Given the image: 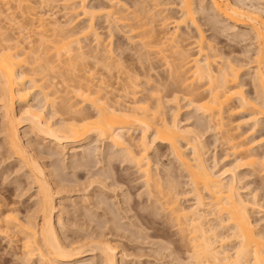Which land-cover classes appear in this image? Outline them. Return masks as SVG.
Listing matches in <instances>:
<instances>
[{"label": "bare ground", "instance_id": "obj_1", "mask_svg": "<svg viewBox=\"0 0 264 264\" xmlns=\"http://www.w3.org/2000/svg\"><path fill=\"white\" fill-rule=\"evenodd\" d=\"M54 1L61 2L65 9H67V15L69 14V16L65 22L55 17V13H51L50 9L43 10L44 6L51 5V2ZM87 1L88 0H4L8 7L5 10L0 9V108H2L1 111H3V121L1 123L2 126L0 125V132L4 134L3 140H5L4 142L7 143L9 147L8 151L10 155L13 154L15 158L25 166L27 169V175L26 173L25 175L32 179V184L36 185L37 188L35 194L37 197L35 208L24 217L20 216L17 208L9 206L8 202L4 199H0V236L8 237V239L11 237L13 238V236L14 238L16 237V242L18 241L20 242L19 244H21L24 260L30 264L34 262H37V264H83L84 258L87 256H98V259L96 262L94 260H88L84 262V264H121L122 258L124 256L126 257L124 254L119 255L120 251L118 248L120 246H116L115 243L110 241L111 239H107L102 231L97 232L95 229H92L94 232L92 231L91 234L89 233L83 240L81 237L80 239L77 237L78 239L75 238V240L74 238L68 240L66 236V238L63 237L64 235H62L63 231L61 229H63L62 226L65 222L62 221V213L67 214V212H63V208H61L63 206L61 204V197L63 196L62 193H65L63 192L65 186H63L58 179L59 173L57 169H60V171L62 170L59 168V165L54 167V169L48 168V162L46 164L42 156L44 151L43 149L41 150L39 146L42 144L36 141L34 143L30 140L31 138L29 139L27 137V130H22L28 128L32 134L34 133V135H36V138L39 137L42 142L44 141L47 144L46 149H48V152H46L49 154L48 157L58 156L61 160H67L69 149L71 150L70 146L81 144L92 146L83 149L84 154L82 153V160L85 159L86 162L89 160V157H95V159L97 158L96 156L100 155L104 157L107 152L109 156L112 154L114 157L116 153H113L115 151L118 153L119 151L120 153L118 154H122L123 156L121 159L127 160L130 164H133L134 167L136 166L138 172L143 173L144 178H142L145 179L144 184L145 187L148 188L146 191L147 193L148 191L150 192V194H148L150 198L151 195H154L152 196L153 200L162 196L160 191L163 188L159 190L161 187L159 177H161V175L158 176V174L153 173L152 160L149 155L154 151L158 152L159 143L168 145L176 161H178L188 173V185L191 187L190 191L188 190L185 194L189 195L191 193L195 202L188 208L182 206L179 203V196L181 197L184 194L178 189V183L176 184V181H170L171 179H169V181L165 180V182H169V185L167 190L165 188L163 189V194L166 195L168 193L171 195L167 194L169 197L163 196L166 199L163 198L164 200H162V203L158 202L161 200L160 197V200L159 198L156 199L153 204L156 207L159 203L161 205L160 208L162 207L163 210L165 209L168 211V215H170L169 221L172 220V222H176L178 230H181L180 232H185L182 233V236L188 237V242H190L193 251L191 253L192 262L189 263L264 264V231L258 228L259 223H256L252 218V213L255 212H252V210L260 205V201L256 198L255 192L253 193L255 197L251 194L252 198H250V194L248 195L249 197H247L248 193L246 195L244 194V196L241 190L243 189L241 185L243 181L242 171L246 166H252L254 168L255 165L258 167L260 166V169L262 167V171L258 170L264 175V154L259 153L261 155L260 157L256 154L257 152H253V147L257 141L264 143V133L261 134L258 140H249L251 135L254 136L255 131L259 132L261 129L260 127L264 128V6L261 4L259 5V3L257 5L256 3L264 0H207L206 4L204 3L205 0H202V2L199 0L198 3H200V6L198 5V7L196 0H150L153 2V5L149 6L148 4L151 2L147 3V1H145L146 5H144L145 8L148 6L149 9L151 6L156 7V9L152 7V10L155 9L153 15L151 14L152 11L148 8L147 11H150L148 14H151V16H148V14L143 15L147 13V11L145 12L144 5L143 8H141V11L144 12L143 14H133V23L129 25L130 30H127L133 31L132 33L130 32L131 34H133L134 31L138 32L136 36L140 40L138 44L140 48L137 47L139 50L136 52L139 54L136 53L134 55H139L140 62L142 60L143 62L149 61V56L157 51L160 56L156 57L157 59L159 58L158 62L161 58L166 64L170 65V67H168L169 69L172 67L171 65H173V67H176V72H180V75L181 72L187 74L184 76L182 73L183 76L181 75V77L178 75L180 81H177L183 82L184 80V82L177 85L183 87V85L180 86V84H186L184 85L185 87H183L184 89H182L178 88L176 85L178 82L175 81V77L178 79V73H174L175 70L173 72L172 68L168 71V73L170 72L169 74L173 73L176 75L173 77L174 80L171 77L177 86V88L175 86L176 90L184 91V94L180 92V95L173 92L174 94H172L174 96L171 95L174 98L170 99H172V103H181L180 101L184 100L186 102L184 103L186 104L185 107L188 106L190 111L198 112L197 115H200L201 118L199 120H194L192 124L185 123V121L179 117V110H182L179 105L181 106L182 103L179 105L175 104L176 107L178 105L177 109L174 108L171 117L167 116L168 114H166L167 112L164 110L167 105L171 104L169 103L170 101H167V104L165 103L167 100L166 97L165 99L162 98L160 94L162 93L160 89L161 85L159 83L158 87H160V90L156 88V85H154V87L156 91H160V96L158 93L157 95L156 93L154 94V92H156L154 89V92L151 90V96H148V98H144L143 96L145 95H141L143 98L138 96L139 93H137L134 87L136 88L140 85H138L140 77L146 76L147 78L145 77L142 79L146 80L148 82L145 81L147 84L152 82L153 79H151L150 69L153 70L152 67L154 66L147 69L145 68V62H142L141 66L139 65L141 68L135 66V62L132 63V65L126 66L124 63V55L121 54L123 52H119V57L118 54L115 55L117 52H115V48L112 47L114 46V43L112 44V42H114V27L112 28V25L117 27L121 24L120 26H123L121 28H125V26L129 24V22H127L129 21L127 20L128 17H126L128 12H123L124 15H122L120 11L122 12L125 9L127 11L131 6L128 7L125 1L123 2L122 0H107L105 5L101 4V6L89 5ZM135 3L138 6L137 1ZM207 3H209L210 7L217 13L215 16H220L218 19L212 17L211 21L209 20L210 23H208L211 24L213 30L218 28L216 25H219L220 21L223 23L221 20V18H223L228 22L229 27L226 26L229 28L228 30H233L234 36L239 35L244 37V39L241 38L242 41L246 39V35L249 36V34H251L253 36V44L255 46L254 48L252 46L253 53L250 55L248 53L250 51L248 50L246 53L250 55L248 57L249 62H246V66L252 64L250 66V74L252 75L250 76L249 74L251 77L250 82L243 80V78L241 79L243 75L241 74V69H243L245 63L241 64L239 61L241 65L236 64V60L234 59L233 62V60L230 59L231 56L227 55L229 53H223L224 51L222 52L216 44L206 39L205 32L200 25L201 23L199 24L197 14L202 12L203 15H206V10H209L207 9ZM116 7H121V10ZM122 7L125 9L122 10ZM176 7L178 14H173L175 12L171 10ZM198 8L201 12H199ZM6 11L8 13H5ZM9 11L11 12L9 13ZM14 12H18L19 14L21 12V17L22 15L25 16L26 12L28 16L26 15L27 18L26 16L23 18L25 22L13 16L14 14L10 16ZM78 17H80L79 20L81 18L82 20L86 18L87 23L79 27L76 24L74 26L72 22L75 20L77 21ZM99 17H105V21H108L109 25L111 24L109 28L112 29L109 35L111 38L108 36L111 42L109 41V44L106 43L107 45L103 44L104 48H100V46H102L101 41L104 39L101 37L102 35L97 32L96 28V19ZM155 17H160L161 23L158 22L162 29L165 28V34L161 32V27H157L160 31L155 29L156 25H153V22L155 21L154 23H156L157 21ZM5 20L11 23L8 24L9 26L12 25L13 29L15 28L18 30L17 34H9L8 22ZM67 24H70L71 28L67 29ZM189 24L190 26L192 25V27L194 26L197 30V35L194 34V37L191 35L192 32H180L183 26L188 27L190 32L191 28H189ZM29 26L31 29L33 28L35 34L38 35V38H36L39 44L34 45V42H37V40H31V38H29L30 36L25 35V30H27ZM76 26L78 28H76ZM147 26H150V28ZM166 28H171V30H167ZM127 30L125 32L128 33ZM131 34L127 35L130 36ZM91 35L93 38L95 36L93 40H96V47L93 44L94 46L92 45L93 47L90 48V43L87 44L88 46L82 43L89 39ZM215 35L216 34L213 36ZM133 39L136 38L134 37ZM247 40L249 41V39ZM133 41V45H136L137 41ZM47 42H54L55 44L53 43V47H51V45H46ZM49 46L51 48H49ZM86 46L90 49L84 50ZM47 47L53 50L54 57L60 60L63 65L69 66L73 74L76 69H80L81 72L86 66V69L82 70H87L85 71L86 73L84 72V74L82 72V75L81 73H75V75H78L76 78L78 81L73 79L77 82L72 91L73 95L75 94L74 96L81 101L72 102L71 99L75 98H73V96L72 98L64 97L66 99L63 98L61 102H58V100L56 101V96L52 98L51 89H54L55 92L53 91V94H55L59 92L57 88L60 86H57L59 84H56L57 82L54 81L57 76L55 77L53 74L55 78L49 76V72H55L58 66L54 65V67L52 65L53 62L51 60L53 58L51 59V57H53V55H49V51L51 50L47 49ZM120 48L121 47L118 46L116 49ZM155 48H157L155 52L154 50L152 51V49ZM134 50L135 49L131 51L134 52ZM118 51H121V49ZM150 52H152L151 55ZM122 55L123 59L121 57ZM243 55L244 54H242V56ZM152 58L151 60H153ZM55 59L54 61H56ZM151 60L149 62H151ZM137 61H139L138 58ZM143 64L145 66H143ZM98 65H101V68L106 71L107 74L111 73L113 76L116 72L113 74L112 70L118 68L119 74L126 75L125 80H121L120 78V81H123V86L121 88L120 86L116 89L113 88L112 84L109 83L110 80H106L108 76L105 79L104 73L100 74L103 76L101 77L99 75L100 78L98 77L97 79L95 73L99 74V72L95 71L94 73V70L99 67ZM59 66L62 67L61 65ZM147 66L150 65L147 64ZM155 68H157L156 65ZM98 71L101 72V70ZM154 71L156 70H153V72ZM156 74L158 76L161 75L158 73ZM113 76H111V81L115 78L119 79L117 76H114L115 78L113 79ZM155 76H153V78ZM154 81L155 80H153V82ZM185 81H187V83H185ZM247 84L251 86L252 93L248 92L249 89L248 91L244 89ZM164 87L167 86L163 84V89ZM119 88L123 89L119 90L120 93L118 92V94L116 93L115 95V92ZM121 92H123V94H121ZM35 93H38V96L39 94L42 95L40 100H44L46 104H41V101L37 100ZM67 93H69V91ZM127 93L133 94L129 102L126 99L129 96ZM135 94H137V96H135ZM124 99L127 101H124ZM150 99L155 102H150ZM17 103L19 104V108L16 106ZM85 105H90L91 111L86 109ZM226 113L228 117L230 113H237L238 115L239 113H249V117H245L247 119L246 122L243 121L244 118L242 120L243 122L238 120L235 125L231 119L230 122L228 121L229 118L226 117ZM230 117H232V115H230ZM241 123H246L245 125L250 123L248 124V126H251L249 127L250 131L248 129L243 132H238V129L242 127ZM213 128H216V132L217 128L220 129V133L223 135L221 138L224 140V143L227 142L230 144L229 146L232 152L228 156H231V158H226L229 152L226 154V157H224V155L223 158H219L220 156L218 157L217 153L210 154V148L207 144L205 134L213 130ZM135 129L140 130V135L134 138L133 132ZM98 142L103 143L102 145H104V148L101 147ZM106 143H109L111 146H108L109 149H112V147L115 149L113 153H111L108 148H105L108 145H106ZM188 149H190V151ZM47 155L45 157H47ZM58 157L56 158L57 160ZM112 159L114 158H111V160ZM103 160L96 159V162H94L95 167L97 165L95 163H102ZM60 161L58 162L60 163ZM53 162L54 161L51 163ZM89 163H91V161ZM89 163L84 164L87 167ZM220 164L222 165L220 166ZM107 173L110 172L107 170L106 174L103 173V176L109 175ZM106 178L109 179V176L104 177V179ZM100 179H102V177H100ZM104 179H102V181L99 180V183L106 187ZM97 181L98 179L96 182ZM113 181L116 182V178ZM93 182L94 181H92V184H94ZM244 182L245 181H243V183ZM113 185L115 184L113 183ZM155 186L159 187V192H156L160 194L159 196L157 194H152L154 193L152 192V188H156ZM115 188L117 189V187L113 189ZM115 190L113 191L116 192ZM155 195L158 197H155ZM101 202L103 215L106 217L108 216L107 221L116 223L117 221H115L112 216V218H109V215L114 212L111 206L110 210L112 212L109 210V204L107 202L102 200ZM154 206H152V208ZM158 209L159 208H156V210ZM91 218L89 217V219ZM226 230L229 232H226ZM231 239L236 241L235 246L233 245V248L231 246L233 253H230L232 251L226 247L229 241H233Z\"/></svg>", "mask_w": 264, "mask_h": 264}, {"label": "rangeland", "instance_id": "obj_2", "mask_svg": "<svg viewBox=\"0 0 264 264\" xmlns=\"http://www.w3.org/2000/svg\"><path fill=\"white\" fill-rule=\"evenodd\" d=\"M122 1L123 2L125 1V3L127 4L128 7L131 6V7H129L130 9L129 10L127 9V11H126V9L124 7H122V10L123 9H125V10L121 12L120 11L121 7H116V8H120L119 11H120V13L122 15H124L123 12H128V15L126 13L125 14L127 15L126 17H128L127 20H129V21H127V22H129V24L126 23L128 25H126L125 28H123V29L121 28L123 26H120L121 24H119L117 27L112 25V28L114 27V29H113L114 30L113 31V33H114L113 41L114 42H112V44L114 43V46H112V44H111V46L115 48V50H116L115 52H117V53H115V55L118 54V57H119V54L121 52H123L121 54L124 55V63H125L126 66L127 65H132V63L135 62L136 63L135 66H137L138 68H141L140 66L142 65L143 60L140 62L139 55H138L139 53L136 52V51L139 50L137 47L140 48V46L138 45L140 43V40L136 36V34L138 32L134 31L133 34L135 36L133 34H131L133 31L132 32L129 31L130 30V26L129 25L133 23V20H132L133 14H135V15L143 14L144 12L141 11V8H143L144 4L146 5L145 1H147V3L151 2V1L150 0L149 1L148 0H136L138 6L136 5V3H135L136 1L135 0H122ZM206 1L207 0L204 1L205 4H206ZM87 2H88L89 5H96V6L99 5V6H101V4L105 5L107 0H88ZM196 2H197V7H198V5L200 6V3H198L199 0H196ZM201 2H202V0H201ZM51 3H52L51 5L49 4L47 6H44L43 10L50 9L51 13H53V14L55 13L54 14L55 17H57L59 20L65 22L67 20L68 16H69V14L67 15V11H66L67 9H65L64 5L61 2L54 1V2H51ZM152 3L153 2L149 3L148 5L149 6L153 5ZM256 3H257V5L259 3V5L261 4V5L264 6V1H259V2H256ZM145 5H144V8H145ZM208 5H209V3H207V7H208L207 9H209V10H206V12H207L206 15L202 14V12L199 10L200 7L198 8V10L201 13L197 14V17H198V20H199V24L201 23L200 25H201V28L203 29V31L205 32L204 34L206 36V39L208 41L210 40V42L212 41V43L216 44L220 48V50L222 52L224 51L223 53H225V54L229 53L227 55L231 56L230 59H232L233 62H234V59H235L236 60V62H235L236 64L241 65V64L245 63L244 64L245 67L243 66V69H241V74H243L241 79L243 78V80H245L247 82H250V79H251L250 76L252 75V74H250V72H251L250 71L251 70L250 66L252 64H249V65L246 66V62H249V58L248 57L250 55H252L253 48L255 47L254 44H253V42H254V40H253L254 38H252L253 36L251 34H249V36L246 35L245 36L246 39L243 40L244 41L243 42L242 39H244V37H241L239 35L238 36H234L233 32H232L233 30L232 31L228 30L229 29V28H227V27H229L228 22L226 20H224L223 18H221L223 23L221 21H220L221 24L219 23L220 29H219V25L217 24L216 27H218V28L215 29L216 31L213 30L211 24H209V23H210L212 17L213 18L216 17L215 15L217 13L210 7V5L209 6ZM0 7H1L0 9H2V10L4 9L5 10L8 7V5L5 4L4 0H0ZM146 7L148 8V6H146ZM152 7H154V6H151V8L150 9L148 8V9L150 11H152L151 14L153 15V11L155 12L156 7H154L155 9L153 8L154 10H152ZM147 8H145V12L148 10ZM150 11H147V13H145L143 15L148 14V12L150 13ZM171 11L175 12L173 14H178L177 7L172 9ZM10 12L11 11H9V13ZM26 12H25V16L26 15L28 16V14H26ZM5 13H8V12L6 11ZM151 14L150 15L148 14V16H151ZM171 14H172V12H171ZM12 15L16 16L21 21L23 20V18H25L24 15H22V17H21V12H20V14L18 12H14L10 16H12ZM27 16H26V18H27ZM79 18L80 17H78V20H79ZM216 18L218 19V18H220V16L216 17ZM78 20L77 21L75 20L74 22H72V24L74 23V26L76 24L79 27V26H83L84 23L85 24L87 23L86 22L87 21L86 18H83L84 21L82 20V18L79 21ZM105 20H106L105 17L104 18L103 17H99V18L96 19L97 32L100 33V35H102L101 37L104 39V40L102 39L103 41H101L102 46H100V48H104L103 44L107 45L106 43H108L110 41L109 40V37H110L109 35H110V30H112L111 28H109L111 24L109 25L108 21L106 22ZM155 20H157V21H156V23H154L155 22L154 21L153 25H156L155 29H157V27H161L160 24H159L160 17L159 18L155 17ZM6 22H8V21H6ZM23 22H25V19L23 20ZM8 24H11V23L8 22L7 26H9ZM149 25L153 26L152 24H149ZM77 26H76V28H78ZM128 26H129V28H128ZM147 27L150 28V26H147ZM66 28L67 29L71 28L70 24H67ZM189 28H191L190 32L188 30V27L183 26V27H181L180 32H187V33H191L192 32L191 33L192 36L194 34L197 35V32H196L197 30H196V28L194 26L192 27V25L190 26V24H189ZM11 29H13L12 25L9 26V29H8L9 34H11V35L17 34V32H18L17 29H15V28H14L15 30L14 29L11 30ZM29 29H31L30 26L27 28V30H25L26 34L25 33L24 34L27 35V36H30L29 38H31V40L32 39L34 41H35V39L37 40L38 35L35 34V31L33 30V28L31 29L32 31L29 30ZM125 29L126 30L129 29V30H127L128 33L125 32L126 31ZM164 29H162V27H161V32L163 34L166 33V32H164L165 31ZM166 29L167 30L168 29L171 30V28H166ZM139 30H141V29H139ZM157 30L160 31L159 28ZM14 31H16V32H14ZM127 34L128 35L131 34V35L128 36ZM214 34H216V35L213 36ZM229 35H231V36H229ZM232 35H233V37H232ZM129 37H131L132 39L129 38ZM134 37L136 39H133ZM250 37H251V40H250ZM94 38H95V36H94ZM94 38L91 35V37L89 39L85 40V42H83L82 44L83 45H87V44L90 43L89 44L90 48L93 47L94 45L96 47V44H95L96 40L94 41L93 40ZM247 39H249V41ZM190 40H192V39H190ZM132 41L133 42L137 41V43H136L137 46L133 45L134 43H132ZM102 42H104V43H102ZM53 43L54 42H52V43L47 42L46 45L47 46L51 45V47H53ZM36 44H39L38 40H37V42L36 41L34 42V45H36ZM121 44H123V45H121ZM87 46L84 48V50H89L90 49ZM118 46L121 47L120 48L121 51H118L120 49H116ZM252 46H253V48H252ZM51 47L49 46V48H51ZM49 48L47 47V49H49ZM123 48L124 49L126 48L127 50L126 49L124 50ZM133 49H135L134 52H132ZM156 49L157 48L152 49V51L154 50V52H155ZM49 50H51V49H49ZM247 50L250 51V52H248ZM247 52L250 55L246 54ZM136 53H138L137 54L138 57H137V55H134ZM151 53L152 52H150V55H151ZM155 53L154 54L152 53V55L149 56L150 60H151L152 57H154V58H152L154 61L153 60H151V62H149L150 60L149 61H144L146 63L145 64L146 66L144 64H143V66H145V68H147V69H150L152 66H154L152 68H153V70H156V71L153 72V70L150 69V74H151V77H152L151 79L155 80L156 82L155 81L153 82V80H152L153 83L150 82V84H147L148 82L146 80L142 79V78H145L146 76L142 77V78L140 77V79H139L140 81L138 83V85L139 84L140 85L137 86L138 88L134 87V89L137 90V93H139L138 96L140 98H143V97L144 98L145 97L148 98V96H151L150 93L153 91V89L155 90L156 88L159 89L161 87L160 89H161L162 93H160V94H161L162 98L165 99V97H166L167 100L165 101V103L167 104V101H170L169 103L171 104V105H167V106L165 105L166 109L164 111L167 112L166 113V114H168L167 116L171 117L173 115L174 108L177 109L178 105L182 103L181 106L179 105L180 109L182 108V110H179V113H180L179 117L183 121H185V123H189V124H192V122H194V120H199L201 117H200V115H197L198 112L196 113L195 111H192V110H191L192 111L191 112L190 108H188V106L185 107L186 104H184V103H186V102L184 100L180 101L181 103H176V102L172 103L171 102L172 99L174 98L173 97L174 96L173 92H176V94H179L180 92H182V94H184V91L176 90L177 86H178V88L184 89L183 87H185L184 85H186V84H180V86L183 85V87L182 86L179 87V85H177V84L184 82V80H183V82L182 81L178 82V81H180L179 77H178V75H180L179 74L180 72H176V67H173V65H171L172 66L171 67L172 71L174 72V70H175L174 73H176V74L178 73L177 74L178 79L175 77L176 76L175 74L172 73L174 76L172 74H169L170 72L168 73V71L171 68L169 69L168 67H170V65L166 64L163 59H162L163 60L162 61L161 58H160V61H159L160 63H159L158 62L159 58L158 59L156 58L159 55H158L157 51ZM242 54H244V55L242 56ZM49 55H51V56L53 55V50L49 51ZM123 55L121 56L122 59H123ZM233 56H234V58H233ZM118 57H115V58L119 59ZM55 58L56 57H54V55H53V57H51V59H52L51 61L53 62L52 65L53 66L56 65L60 69H58L56 67L57 70L55 72L54 71L53 72L57 73V74H54L51 71L52 73L49 72V76L50 77L51 76L54 77L53 75H55V77L57 76V78L54 77L56 80H54V79H52V80L56 81L57 83L56 82L55 83L59 84L57 86H60V87L57 88V90L59 91L58 93L53 94L54 89L53 90L51 89V91H52V98H53V96L54 97L56 96L55 97L56 101L58 100V102L59 101L61 102L64 97H68V98H72V96H73V98L75 97L74 96L75 94L73 95V92H72L74 87H75V85H76V83H77L75 80H73V79H76L77 76H78V75H75V73L76 74H80L81 73V75H82V72L84 73L87 70L82 71V70L86 69V66H85V68L82 69L81 72H80V69H76V71L73 74L72 71L69 69L68 65H63V63H61L60 60H58L57 58L55 59ZM137 58H138L139 61H137ZM54 59L56 61H54ZM239 61H240L241 64L239 63ZM59 62H60L59 65H61L62 67H60L58 65ZM154 63H156V64H154ZM163 63H165V64H163ZM147 64L150 65V66H147ZM155 65H156V67L158 69L155 68ZM98 66L99 67L95 68V70H94V73H95V71L99 72V74L95 73L96 76H97V79H98V77L100 78V76H101L100 74L104 73L105 79L108 76V78L106 80L107 81L110 80L109 83L112 84L113 88L116 89L118 86H120V88L123 86V81H120V78H121V80H125L126 79V75L119 74L118 68L115 69V70H112L113 74H115V72H116V74L114 76L115 77L117 76V78H119V79H116L113 75H111V73H109L110 75L107 74V72L104 71L101 68V65H98ZM173 68H175V69H173ZM64 69H65V71H64ZM87 69H88V67H87ZM77 70H79V71H77ZM98 70H101L102 73L100 71H98ZM59 72H61V73H59ZM155 72L158 73L159 75L160 74L161 75L158 76ZM153 73H155V74H153ZM182 73L183 72H181V75H182ZM60 74H62V75H60ZM249 74H250V76H249ZM170 75H172V76H170ZM181 75H180V77H181ZM183 75L186 76L187 74L183 73ZM58 76H59V78H58ZM62 76H63V78H62ZM109 76L110 77L113 76V79L114 78L115 79L111 81L112 77L110 78ZM153 76H155V77L153 78ZM169 76H170V78H169ZM171 77L172 78L175 77V81L178 82V83H176L177 86L175 85V81L173 82L174 78L172 80ZM180 79H182V78H180ZM76 80L78 81V79H76ZM172 82H173L174 86L173 85L171 86ZM158 83L161 85L160 87H158L159 86ZM185 83H187V81H185ZM118 84H121V85H118ZM163 84L167 86V87H164L165 90L163 89ZM154 85H156V88L154 87ZM175 86H176V88H175ZM246 86L244 87V89L247 90V91L249 89L248 92L252 93L251 86L249 84H247ZM120 88L117 89V91L115 90L116 91L115 95H116V93L118 94L119 90L123 89V88L122 89H120ZM162 89H163V91H162ZM172 89H174V90H172ZM68 91H69V93H67ZM123 92H124V90H123ZM123 92H121V94H123ZM159 92L157 90L156 92H154V94L156 93V95H157V93H158V95H159ZM167 92H168V94H167ZM37 94L35 93V96H37V100H40L42 98V95L39 94V96H38ZM127 94L129 96L126 99L129 102V100H131V97H133V94L132 93H127ZM141 95L142 96L145 95V96L142 97ZM69 96H71V97H69ZM135 96H137V94H135ZM181 96H184V95H181ZM38 97H39V99H38ZM149 98H151V97H149ZM170 98H172V99H170ZM33 99H34V97H33ZM64 99H66V98H64ZM126 99H124V101H127ZM168 99H170V100H168ZM73 100H75V101H73ZM32 101H34V100H32ZM40 101H41V104H46L44 102V100H40ZM71 101L72 102H76V101L79 102L81 100L79 98L77 99L75 97L74 99H71ZM149 101L150 102L151 101L155 102L152 99H150ZM17 104H16V106H18L17 108H19V104L18 105ZM175 104H178L177 107L175 106ZM47 105H48V103H47ZM85 106H86L85 107L86 109L91 111V107H89L90 105H85ZM182 106H184L185 108L182 107ZM47 108H49V107H47ZM1 110H2V108H0V125H1V123L3 121V118H2L3 117V113H2L3 111H1ZM234 114H237V113H234ZM234 114H231V113L228 114L229 117L227 116V113L225 115H226V117L229 118L228 121L230 122V119H231L232 122H234L233 124H235V125L237 124L238 120L242 121L245 117L246 118L249 117V113H246V114L245 113H239V115L238 114L234 115ZM230 115H232V117H230ZM188 118H189V120H188ZM232 118L234 119V121H233ZM246 118L243 120L244 122H246V120H247ZM195 122H197V121H195ZM232 122H231V125H232ZM245 124H242V127L240 129H238L239 130L238 132H240V131L243 132L244 130L246 131L248 129L250 131L249 127H251V126H248V124H250V123H247V125H245ZM260 128L261 129L259 130V132L255 131V134L253 133L254 136L253 135H251V137L249 136L250 137L249 140H251V139H257L258 140V138L260 139L261 134L264 133V128H262V127H260ZM22 130H27V133L29 134V136L27 134V137L29 139L31 138L30 140H32L34 143L36 141L37 143H40V144L43 145V146L42 145H39V146L41 147L40 149L41 150L43 149V151H44L42 156L45 158V159L43 158L45 163L47 164V162H48V164H47L48 168L49 169H54V167L59 165V168H61V170H62V171H60V169H57V171L59 173L58 179L61 181V184L63 186H65L64 190H63V192H65V193H62L63 196L61 197V201L63 202V203L61 202V204L63 205L61 208H63V212H67V214L66 213H64V214L62 213V218H63L62 221L65 222V223H63L64 225L62 226L63 229H61L63 231V232L61 231L62 235H64L63 237L66 236L68 240L73 239V238H74V240H75V238L76 239H78V238L80 239V237H81V239L83 240L86 236L89 235V233L91 234L92 231L94 232V230H92V229H95L97 232L98 231L99 232L102 231L106 235L107 239H109V240L111 239L110 241L112 243H115L116 246L118 245V247L120 246L119 248L117 247L118 250L120 251L119 255H121V254L126 255V257L124 256L122 258V260L120 262L121 264H180V263L190 264L189 262H192V258H191L192 254L191 253L193 251H192V248L190 246V242H188V237L187 236H186L187 239H186L185 236H182V233H185V232H183V231L180 232L181 230H178L176 222H174V221L172 222V220L169 221L170 215H168V211L167 210H165V209L163 210L162 207L160 208L161 205L159 203L157 204L159 207L157 205L155 207L154 204H153V202L156 201V199L159 198V200H160V197H161V200L160 201L157 200V201L162 203L163 202L162 200H164L163 198L169 197L168 195H171V194H168V193H167L168 195L165 193L167 196L163 194V192H164L163 189L165 188L167 190V187L169 185V182L167 183V182H165V180L169 181V179H171L170 181H173V180L176 181L175 183L176 184L178 183L177 184L178 189H180V192H182V194H184L181 197L179 196V198H180V202L179 203L182 206L188 208V207H191L193 205V203L195 202V199L193 198L191 193L189 195L185 194L188 190L190 191V187H191V186L188 185L189 184L188 183L189 176L187 175L188 173L184 170L183 166L180 165V163L178 161H176V159L174 158V155L170 152L171 150H170L168 145L159 143L158 144V146H159L158 152L154 151V152L150 153V155H149L151 157V160H152V166H153L152 170L154 171V172L153 171L152 172L154 174H158V176L161 175V177H159L160 178L159 181L161 183V185H160L161 187L159 188L158 186L157 187L155 186L156 188H152L153 189L152 192H154V193H152V192L151 193L152 194H157L159 192V190L161 188H163L162 189L163 191L162 190H161L162 192L160 191V193H162V196L158 197L160 194H157L158 196L155 195V197H158V198L153 200L152 196H154V195H151V198H150V196H148V194H150V192L148 191V193H147V191H146V189L148 190V188L145 187V184H144V182H145L144 180L145 179H143L144 178L143 173L138 172V169H136V166L134 167V165L130 164V162H128L127 160L121 159L123 156H122V154H118V153H120L119 151L117 153V151H115V149L113 147H112V149H109V147H111L109 145V143H106V145L107 144L108 145L105 148H108L109 151H111V153H113V150H114L115 152L113 154L116 153V155H114V157H113V155L109 152L111 154L109 156V154L107 152V154L104 155L105 159H104V157H102L103 155H100L101 157L100 156H96L97 160L98 159L99 160H103L104 159V160H103L102 163H99V164L95 163V164H97L96 167H95V165H94V162H96L95 157L94 158L89 157V160H87V162H86L85 159L82 160V158H83L82 153L84 154L83 149L84 148L85 149L89 148L88 146H91V145H87V144L71 145L70 146L71 150L69 149V152H68L70 158L68 156L67 160H63V159L61 160L60 157L57 156L58 157V160H57L56 156L55 157L53 156L54 158L53 157H48L49 156V154L47 153L48 149H46V147H47L46 145L47 144L44 141L42 142V140L39 139V137L36 138V135H34V133L32 134V132L28 128H25V129H22ZM139 135H140V130L135 129V131L133 132V137L135 138V137H138ZM221 136H223V135L220 133V129H218V128H217V132H216V128H213V130H210V131H208L205 134L207 144H208V146L210 148L209 152H210V154L211 153L212 154L213 153H217L218 154L217 156L218 157L220 156L219 158H223L224 155H225L224 157H226V154L229 152L227 154L226 158H231V156L230 157L228 156L232 152L231 148L229 146L230 144L227 143V142L224 143V140L221 138ZM3 139H4V134L0 132V199L1 200L4 199L6 202H8L9 206H11V207L13 206V208H17L19 213H20V216L24 217L29 212H31V210H33L35 208V202L37 200V197L35 196V194H36V189L37 188H36V185L32 184V179L28 178L26 176L27 175V169L25 168V166L23 164H21V162H19L18 159L15 158V156L13 154L10 155V152L8 151L9 147H8L7 143L4 142L5 140H3ZM102 144L103 143H101V142L99 143V145L104 148V145H102ZM253 148H254L253 149L254 151L253 150L252 151L254 153L257 152L256 154H258V156L261 157L260 154H264V143H261L260 141H257ZM229 149H230V151H229ZM188 150L190 151V149H188ZM75 154H77L79 156H77ZM46 155H47V157H45ZM119 155H120V157H119ZM106 157H108V158H106ZM111 158H114V159L111 160ZM232 158H233V156H232ZM56 160H57V162L60 161V163L59 162L57 163ZM73 160L77 161V162H74ZM79 160H81V161H79ZM52 161H54V162L51 163ZM90 161H91V163H89ZM105 161H107V162H105ZM108 161H110V162H108ZM62 163H64V164H62ZM84 163H89V165H87V167H86ZM90 164H91V166H90ZM221 165L222 164H220V166ZM107 166H109V167H107ZM256 166L257 165H255V168L252 167V166L251 167L246 166L243 169V171H242L243 181H245V182L243 183V181H242L241 185L243 186V189H241V190H242V194L243 195L244 194L246 195L248 193L247 197L250 196V198H252V195H253V197H255V195H256L257 196L256 198L259 199V201H260V205L259 206L260 207L257 206V207H255V209L252 210V212L255 211V212L252 213V218H253V220L256 223H259L258 228H260V229H262V231H264V207H263L264 206V181H263L264 180L263 179L264 175H263V173H261L262 167L260 169V166L259 167L257 166L258 168ZM102 167H103V169H102ZM106 168H107L108 172H110V173H107L109 175L103 176L104 175L103 173L106 174V172H107ZM258 169L261 170V171H259ZM155 171H156V173H155ZM25 173H26V175H25ZM101 173H102V175H101ZM168 173H169V175H168ZM141 174H142V176H141ZM106 176H109V179L108 178L104 179V177H106ZM100 177H102V179H104L106 181V182L104 181V183L106 184V187L108 186L107 188L102 186V185H100L99 180L102 181V179H100ZM112 177H114V178H112ZM115 178H116V182L113 181ZM97 179H98V181L96 182ZM161 179H162V181H161ZM90 180L94 181L93 182L94 184H92V181H90ZM75 181H77V182H75ZM89 182H91V183H89ZM113 183L115 185H113ZM108 184H111V185H108ZM244 184H245V186H244ZM89 185H90V187H89ZM114 187H117V189L116 188H115L116 190L113 189ZM158 188H159V190H158ZM66 190H67V192H66ZM113 190H115L116 192H114ZM163 196H165V197H163ZM101 200L105 201V202H107L109 204L108 205L109 206V210H110V206H111V209L114 212H112L110 210L113 214H110L109 218L113 217L115 219V221H117L116 223H118V224H116L115 222L113 223V221L112 222L107 221L108 216L106 217V216L103 215L104 213H103V210H102V202H101ZM98 202H100V203H98ZM97 203H98V205H97ZM152 206L155 207V210H154V207L152 208ZM98 207H99V209H98ZM156 208H159V209L156 210ZM89 211H90V215H89ZM96 214H97V216H96ZM85 216H86V218H85ZM89 217L90 218L93 217V218L89 219ZM112 223H113V225H112ZM96 226H98V227H96ZM116 226H118V227H116ZM79 227H81V228H79ZM226 232H229V231L226 230ZM184 235H187V234H184ZM11 238L8 239V237L6 238V237H4L2 235L0 236V264H30L29 262L25 261L24 258H23V254H22V251H21L22 250L21 249V244H19L20 242H18V241L16 242V239H15L16 237L14 238V236L12 238L13 241L11 240ZM233 239H231V240H233ZM234 240L232 242L229 241L227 243V245H226V247H228L230 249V251H232L230 253H233L232 248H233V245L235 246V243H236V241H234ZM231 246H232V248H231ZM97 259H98V256H95V257L94 256L93 257L92 256H87V257L84 258V262H86L88 260H94L96 262ZM84 262H83V264H84ZM32 264H37V262L36 263L34 262Z\"/></svg>", "mask_w": 264, "mask_h": 264}]
</instances>
